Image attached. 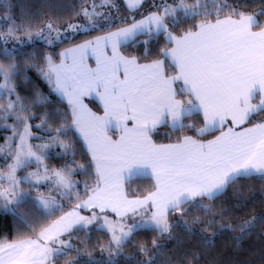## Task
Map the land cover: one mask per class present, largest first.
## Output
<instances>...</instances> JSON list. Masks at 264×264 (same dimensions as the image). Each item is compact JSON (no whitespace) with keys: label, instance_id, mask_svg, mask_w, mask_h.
<instances>
[{"label":"snow or ice","instance_id":"obj_1","mask_svg":"<svg viewBox=\"0 0 264 264\" xmlns=\"http://www.w3.org/2000/svg\"><path fill=\"white\" fill-rule=\"evenodd\" d=\"M126 3L131 10H135L143 0H126ZM103 4H110V0H103ZM97 7L92 3L91 10L83 7L76 15H82L89 26L95 27L94 17L103 15L97 11ZM157 7H161V11L151 12L127 27L66 49L62 55L73 54L71 65L63 62L55 64L48 56L45 58L47 68L39 69L44 78L54 85V90L68 99L72 116L69 126L75 127L85 140L95 162L98 179L87 199L46 227H41L38 232L18 211L27 202L30 192L20 188L21 181L17 179L16 172L33 159L41 163L43 156L33 151L34 146L27 143L31 135L27 116L16 114L22 112L25 105L21 103L18 110L13 101H9L7 106L0 105V111L16 114L24 129L14 154V163L8 165L7 172L0 170V214H12L34 233H17L16 239L0 240V264H55V260L70 256L72 250L77 251L78 256L66 260L65 264H78L80 250L71 242V232L77 225L86 228L98 219L95 213L91 217L79 215L77 209L81 207H98L101 212L110 208L121 218L112 221L104 216L103 222L98 225L111 234L108 244L103 247L111 249L114 246L119 250L137 229L155 230L160 235L171 234L173 225L168 218L171 212L180 213L181 218L194 209L211 214L209 205L204 204L203 199L212 200L239 178L256 176L264 179V122L235 130L254 114L264 111V27L257 19L259 15H264V7L255 13H248L236 5L223 18L221 14L229 8L226 0H221L218 8L210 10L206 0H194L193 3L173 0L172 4ZM209 15H214L215 19H208ZM198 16L204 18L179 36L169 29V24L178 26L182 19H195ZM6 18L11 19L10 12ZM84 27L81 24H68L73 31ZM255 27L260 30L254 31ZM44 28L49 30L48 37L43 35ZM44 28L33 33L30 25L17 26L13 22L6 32H0V40L7 44L10 39H19L16 33L21 29L29 40L34 35L52 43L49 37L53 31L57 32L56 38H59V30L54 28L51 20L45 22ZM138 34L150 37L166 34L174 47L160 49L164 59L140 64L135 57H125L118 51L122 43L134 41ZM102 42L104 46L111 44V56L104 54ZM93 45L100 52L95 69L83 63L84 50ZM4 52L12 57V52L7 48ZM77 53L80 54L79 58ZM165 60H171L178 70L177 74H166ZM121 69L123 79L117 75ZM17 73L15 62L7 65L0 63V77L3 78L0 96L14 92L12 79ZM176 81L183 82L179 90L173 87ZM101 88L103 92H98V95L104 104L103 116L91 112L82 99ZM185 96L190 98H182ZM254 99H258V102L253 103ZM37 102L43 104L45 99L38 96ZM194 114H201L204 119V127L196 129L200 135L222 128L227 121H231L235 127H228L227 131L206 142L191 136H184L174 144L158 145L152 141L149 134L159 124L170 122L176 129L194 128V124H185V120ZM129 120L134 121L131 128L127 126ZM109 127H119L122 135L118 140L107 136ZM64 128L61 125L54 130L60 133ZM35 147L39 150L49 145ZM65 147L69 145L65 144ZM4 150L0 146V151ZM71 171L70 168L54 169L50 176L49 169L44 166L43 175L38 168L24 179L33 184L34 181L39 183L54 177V183L71 198L76 183L71 179ZM143 175L154 177L156 190L142 198L129 199L123 188L124 180ZM4 181L8 187L3 186ZM85 188H88L87 184ZM33 202L37 203L45 216L62 210L54 198L42 194L35 197ZM185 205H191V208ZM129 213L139 215L141 220L131 225L123 223ZM255 219L253 217L237 225L241 233L237 239H242L254 228ZM201 220L200 216H196L193 223H200ZM182 222L187 231H192L191 224L186 220ZM208 223L210 225L216 221ZM220 227L232 228L231 225ZM151 244L153 248L161 247L155 239ZM139 251L146 257L142 264H155L159 252L149 256L151 249L144 244L139 245ZM192 255L199 258L196 253ZM184 259L187 264H192L187 257Z\"/></svg>","mask_w":264,"mask_h":264},{"label":"trees","instance_id":"obj_2","mask_svg":"<svg viewBox=\"0 0 264 264\" xmlns=\"http://www.w3.org/2000/svg\"><path fill=\"white\" fill-rule=\"evenodd\" d=\"M119 1V9L124 17L106 27H94L88 30L79 31L74 37L65 39L55 45H47L38 40L30 42L22 49L12 50V59L16 61L18 73L13 77L15 93L19 101H25L24 109H29L31 117V129L36 133V139H41L45 135H57L67 142L69 147H64L57 153H51L46 156V166L51 169L70 168V176L75 183V190L71 198L63 194V189L54 186L55 183L43 184L44 189L41 194L50 197L54 194V199L61 206L62 210L56 211L52 216H45L41 209L34 203L38 185L30 184L26 180L21 181V187L30 192L27 202L22 204L19 209L28 221L32 224L36 232L41 227L48 224L57 215L67 210L80 198L84 197L88 187L92 186L94 178V166L91 155L85 147L81 137L75 127L71 124V109L67 102L61 99L55 92L53 85L42 77L39 69L44 68L47 61L46 57L58 59L60 50L63 47L81 42L94 35L124 26L136 19H139L150 11H161L163 4H172L173 0H143L139 8L131 10L125 4L124 0ZM91 0H1L0 1V27L11 26L14 22L17 26L30 25L31 29L42 27L46 21L51 20L58 25H64L68 22L81 18L82 15H76L81 8L89 7ZM187 3H193L194 0H186ZM221 0H206L207 8H218ZM229 5L221 14V17L229 14L230 9L236 5L240 6L242 11L255 13L261 7H264V0H226ZM10 12L11 19L6 18ZM203 16L195 19H182L178 26L169 24L171 32L181 35L183 31L188 30L194 24L198 23ZM208 19L214 20V15H209ZM261 27H264V15L257 17ZM259 28V27H255ZM144 41H148L147 44ZM171 43L166 34H156L148 36L138 34L134 41H129L120 45V50L125 55L135 56L139 61H147L160 58V49L168 47ZM0 58H6L1 51ZM167 70L174 71L172 65L166 61ZM36 91V92H35ZM45 99V103L37 102V97ZM91 104L97 106L96 101L91 99ZM264 118V111L254 114L248 122L261 120ZM37 123H40L39 127ZM185 124H194V128L185 127L176 129L170 127L167 123L161 124L151 135L156 142L172 141L180 138L182 135H195L200 138H208L218 132L219 129L206 132L203 135L197 133L196 129L204 124L200 114H194ZM64 125L65 128L57 133L54 129ZM41 126V127H40ZM46 128L43 130V128ZM0 140L3 139V133H0ZM83 167H80V166ZM38 163L31 161L26 166L19 168L20 177L28 172L36 171ZM28 186V187H27ZM126 192L129 196H143L155 188L153 178L149 176L134 177L126 181ZM40 187H43L42 185ZM57 190V194H55ZM51 195H48V194ZM78 197V198H77ZM203 203L209 205L211 214L202 209H194L187 212L181 218L180 213H169V222L173 225L171 234L160 235L157 231L151 229H137L131 237L126 240L119 250L121 252L113 257L114 251L107 245L110 235L105 229L93 227L89 230L77 228L71 234H78L77 237H83L75 246L80 250L78 264H142L146 259L145 255L139 251V245H146L151 251L149 256L159 252L155 264H187L188 260L192 264H264V179L256 176L250 178H239L233 184L229 185L221 194L208 200L203 199ZM191 208V205H185ZM200 216V223H193L194 218ZM255 217L254 228L241 236L237 225L245 221L252 220ZM186 220L192 225V231H187L182 221ZM215 220L216 223L210 224L209 221ZM221 225H231L232 228H221ZM207 228V230H204ZM17 233L24 235H34L29 228L12 214H0V240L16 239ZM214 234V235H213ZM155 239L159 249L152 247V240ZM210 241V243H209ZM83 247H86L83 249ZM86 250H92V253L86 254ZM72 253L74 254L75 251ZM198 254V259L192 254ZM78 254V253H76ZM76 258V257H75Z\"/></svg>","mask_w":264,"mask_h":264},{"label":"rangeland","instance_id":"obj_3","mask_svg":"<svg viewBox=\"0 0 264 264\" xmlns=\"http://www.w3.org/2000/svg\"><path fill=\"white\" fill-rule=\"evenodd\" d=\"M124 2H125V0H124ZM92 3H95L96 5H98L97 11L103 14L101 16L94 17V22H95V25H96L95 27H106L109 24H112V23H114V22H116V21H118V20H120V19H122L124 17L125 18L128 17V15H126V14H121V11L119 9H117L119 7V1L118 0H110V4H103V0H91L90 5ZM89 10H91L90 6H89ZM69 23L81 24V25H85V27L83 29L73 31L72 29L68 28V24ZM53 26H54L55 29L59 30V38L58 39L56 38L57 37V32L53 31L52 34H51V37H49L50 39H52V43H48L47 40L35 37L34 35H33V38L31 40H29L25 36L23 30L21 29V30L17 31V33H16V35L19 37V39H17V40L10 39V40H8L7 44H5L3 42V40H0V43H2V45H3L2 48H1V51L3 53H5L4 49L7 48L10 52H12V50L22 49V47L24 45H26V44H28L30 42L38 41V40H41L45 44L52 46V45H55V44L65 40V39H69V38L74 37L79 31L88 30V29L94 28V27L88 25V21L83 16H81V18H79V19H76L74 21L68 22V23H66L64 25H58V24L53 23ZM1 27H0V32H6L8 27H10V26H5L3 29H1ZM40 28H44V25L42 27H40ZM40 28H37V29H34V30L32 29L33 33H35ZM107 34L108 33H104L103 32V35L100 34L99 37L105 36ZM173 34L174 35H178V34H175V33H173ZM43 35L45 37L49 36V30L47 28H44ZM101 46H104L103 42H102ZM108 46H109V49L111 51V44L109 43ZM4 56L6 58H4V59L0 58V63H4L5 65H7L9 63H12V62L16 63V61L14 59H12L11 57H9L8 55L5 54ZM55 60H57V59H53L52 58V61H55ZM46 68H47V63L45 65L44 69H46ZM42 77L44 78L43 74H42ZM0 83H3V78L2 77H0ZM9 101L16 102L17 110L19 109V105L21 103L23 105L27 104V102H25V101L23 102L22 100L21 101L18 100V97H17V94L15 93V90H14V92L12 94L0 96V105L7 106ZM29 111H30L29 109L25 108V109H23L22 112H18L16 114H21V115L27 116V124L29 125V130L31 132V135L27 138V143L34 146L33 147V151H38V154H41L43 156V161L41 163H38V166H37V169L39 168L40 171H41V170H43L44 166H46V159H45L46 156L51 154V153H53V152L57 153V152L60 151V149L64 150L63 148L65 147V144H67V142H65V140L61 139L57 135H45L41 139H36V137H37L35 135L36 133L31 129V124H30L31 114H30ZM16 114H14V113L6 114V113L0 111V133L1 134L3 133V136H4L3 139L0 140V146H2L5 149L4 151H0V170H2L4 172L8 171V165L14 163V159H15V155L14 154H15L16 149L20 145V135L23 134V130H24L23 129V124L19 120L16 119ZM5 116H6V118H4ZM37 125L39 127L40 123H37ZM42 128H43V130L46 129L44 127H42ZM60 141H63L64 143H61ZM9 145H10V147H9ZM37 145H49V147L46 148V149H39L38 150L35 147ZM32 161L36 162L34 159ZM18 171L19 170L17 169V172H16L17 179L25 180L24 177H26V176L24 175V176L20 177L19 174H17ZM49 172H50L49 175L51 176L52 172L50 170H49ZM29 173L30 172H28L27 174H29ZM54 179L55 178L53 177L49 181H41L39 183H35V181H34L33 183L35 185H38V191L40 192L41 190L44 189L45 185H43V184L50 183V185H52L54 183ZM71 179L73 180L72 177H71ZM21 184L22 183H20V185ZM41 185L43 187H40ZM3 186L4 187H8V184H7L6 181L3 182ZM54 186L57 187L56 184H54ZM54 193L57 194V190H55ZM38 195H41V192L40 193H36L35 197H37ZM48 195H51V194L49 193ZM53 195L54 194H52V196H50V197L54 198ZM18 211H20V209H18ZM91 228H93V227H90V226L86 227L87 230H89ZM77 236H79V235L78 234H71V242L75 246H77V243L81 239L84 238V236L81 237V238L77 237ZM85 248L86 247H83V249H85ZM103 249H104V247H103ZM72 251H71L70 256L61 257L60 259L55 260V264H65L66 260H72L73 258L77 257L78 256V254H76L77 252L74 251L75 253L73 254ZM112 251H114V253L112 255L113 257L117 256L121 252V250H117L114 246L112 247ZM89 253H92V250H86V254H89Z\"/></svg>","mask_w":264,"mask_h":264},{"label":"crops","instance_id":"obj_4","mask_svg":"<svg viewBox=\"0 0 264 264\" xmlns=\"http://www.w3.org/2000/svg\"><path fill=\"white\" fill-rule=\"evenodd\" d=\"M125 3H126V0H125ZM126 5H127V3H126ZM151 12H158V11H156V10H154V11H150V12L146 13L145 15H143L142 17H140L139 19H136L135 21H139V20L143 19L145 16H147V15H148L149 13H151ZM221 18H223V17H221ZM135 21H132V22H130V23L124 25V26H121V27H118V28L112 29V30H110V31H105L104 33L114 32V31L118 30L119 28L127 27V26L131 25L132 23H134ZM253 30H254V31H259L260 29H259V28H254ZM100 34L103 35V33H100ZM100 34H97V35H95V36H92V37H90V38H88V39H85V40H83V41H81V42H78V43H75V44H72V45H69V46L63 47V48L60 50L59 58H58L57 60L53 61V63H55V64H60L61 62H63L64 64L71 65V64L73 63V54H68L67 56L62 55V54L65 52V50H66V49H70V48H75L77 45L84 44L86 41L95 40V38H96L97 36L99 37ZM176 36H179V35H176ZM122 44H123V43H122ZM101 47H103V51H104V54H105V55H107V56H111V55H112V52L110 51L108 45H107V46H101ZM168 47H169V48L174 47V44L171 43ZM118 51L120 52L121 55H123V56H125V57H128V58L135 57V56L125 55V54H123V53L121 52V50H120V46H119ZM76 55H77V58H79V55H80V54L77 53ZM98 56H100V52H99L98 50H96V46L93 45L92 47H90V48L84 50V52H83V63H84L85 65H87L88 68L95 69V68L97 67V57H98ZM135 58H136V57H135ZM136 59H137V58H136ZM156 59H164V57L161 56L160 58H156ZM152 60H155V59H151V60H147V61H139V60L137 59V62L140 63V64H145V63H150ZM166 61H168V62L172 65L171 60H165V71H166V74L169 75V76L177 74L178 70H177L173 65H172V67L174 68V71H172V70H171V71L167 70ZM117 75L120 77V79H123V78H124L122 69H121L120 72L117 73ZM52 85H53V84H52ZM182 86H183V82H182V81H176V82L173 84V87L176 88L177 90H179ZM53 88H54V85H53ZM55 92L57 93V95H58L61 99H63L65 102H67V104L69 105V107H70V109H71V105L69 104L68 99H67L66 97H63L59 92H57V91H55ZM98 92L102 93V92H103V89L101 88V89H99V90H97V91L92 92V93L89 94V95H85L82 99H83V103H84L85 105H87V108L90 109L91 112L95 113L96 115L103 116V115H104V104H103L102 99L100 98V95H98ZM182 98H186V99H187V98H190V97L185 96V97H182ZM91 99H93L94 101H96L97 106H93V105L91 104ZM252 102H253V103H257V102H258V99H254ZM200 115H201V114H200ZM201 117H202V119H203V116H202V115H201ZM252 117H253V116H252ZM252 117H251V118H252ZM251 118H250V119H251ZM248 121H249V120H248ZM248 121H247L244 125H241V126H239V127H236L235 130H236V131H240V130H241L242 128H244V127H252L253 125H255V124H257V123L264 122V118L261 119V120H256V121H252V122H248ZM203 122H204V119H203ZM167 124H168L170 127H172V125H171L170 122H168ZM160 125H161V124L157 125V127H159ZM127 126H128L129 128L133 127V126H134V121L129 120V121L127 122ZM157 127H156V128H157ZM202 127H204V124H203ZM228 127H235V126L231 123V121H227V122L225 123V125H224L222 128H218L219 130H218V132H217L216 134H214L213 136H210V137H208V138H200V137H198V136H195V135H189V134H188V135H182L180 138H178V139H176V140H172V141H171V140H170V141H163V142H156V141L153 140V136L151 135L152 132H151L149 135H150L152 141H153L154 143L158 144V145H159V144H174V143H177V142H179L184 136H191V137H192L193 139H195V140L202 141V142H206V141H208V140H213V139H215V137L219 136V135L221 134L222 131H227ZM156 128H155V129H156ZM75 129H76V128H75ZM155 129H154V130H155ZM76 131L78 132L79 136L81 137V139H82V141H83L85 147L88 149L87 144H86L85 140L83 139L81 133H80L77 129H76ZM121 135H122V133H121L119 127H109V128L107 129V136L110 137V138H111L112 140H114V141H115V140H118L119 137H120ZM88 151H89V150H88ZM89 153H90V152H89ZM90 155H91V153H90ZM91 158H92V156H91ZM92 161H93V159H92ZM93 166H94V178H93L92 186H90V187L87 188V191H86L85 196L82 197V198H80L79 200H77V202H76L75 204H73L71 207H69L67 210H65V211H63L61 214L57 215L53 220H57V219H59L61 216H64L66 213L72 211V210L75 208V206H76L77 203H79V202L82 201V200L87 199L88 195L91 194V189H92L93 187L96 186V182H97V179H98V177H97V175H96V168H95V162H94V161H93ZM52 170H54V169H51V172H52ZM32 172H35V171H32ZM32 172H30V173H32ZM49 173H50V172H49ZM27 175H28V174H26L25 176H27ZM41 175H43V170H41ZM143 176H149V177L153 178V180H154V182H155L154 177H152L151 175H143ZM126 181H127V179H125L124 182H123V188H124L125 193L127 194V192H126V186H125ZM155 190H156V182H155V188H154L152 191H155ZM152 191H150V192H152ZM145 195H146V194H145ZM145 195H143V196H145ZM127 196H128L129 199H134V198L137 197V196H129V195H127ZM143 196H139V197L142 198ZM77 211L79 212V215H81V216H85V217H91V216L93 215V213L96 214V216L98 217V219H97L96 221H94L92 224L88 225V226H90V227H98V225H99L100 223L103 222V217H104V216H107V217L109 218V220H112V221H119V220L121 219L116 213L112 212L110 208H105L104 211L101 212V210H100L98 207H93V208H84V207H81V208L77 209ZM145 218H146V217H145ZM53 220H51L49 223H51ZM140 220H141V217H140L139 215H135V216H133L131 213H129V214L124 218V220H123L122 222L125 223V224H127V225H131V224H133V223H135V222H138V221H140ZM49 223H48V224H49ZM48 224H46V225L43 226V227H46ZM77 228H80V226H79V225L75 226V227L73 228V230H75V229H77ZM85 229H86V228H85ZM73 230H72V231H73ZM106 231H107V230H106ZM107 232H108V231H107ZM108 233H109V232H108ZM117 234H119V233H117ZM109 235H110V238H111V234H110V233H109ZM63 238H65V237H62V239H63ZM11 240H13V239H11ZM11 240H9V241H11Z\"/></svg>","mask_w":264,"mask_h":264}]
</instances>
